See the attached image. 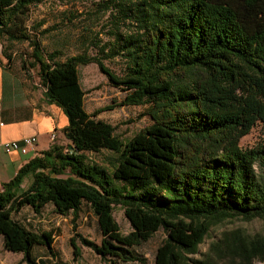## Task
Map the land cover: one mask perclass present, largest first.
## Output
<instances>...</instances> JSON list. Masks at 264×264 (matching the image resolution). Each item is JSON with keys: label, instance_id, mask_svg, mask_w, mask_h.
I'll use <instances>...</instances> for the list:
<instances>
[{"label": "trees", "instance_id": "16d2710c", "mask_svg": "<svg viewBox=\"0 0 264 264\" xmlns=\"http://www.w3.org/2000/svg\"><path fill=\"white\" fill-rule=\"evenodd\" d=\"M43 1L0 0L2 54L10 62L6 43L27 42L21 68L36 69L45 97L66 115L67 143L53 142L1 184L3 249L37 264L33 249L44 247L54 264H67L57 259L51 229L30 228L14 215L23 208L40 215L48 206L75 220L86 207L100 240L77 237L107 264L143 260L134 247L158 230L165 236L155 264L264 261V237L240 229L223 231L193 257L216 223L264 218V145L239 144L257 120L264 123V0H99L111 39L97 54L63 60L56 50L45 54L27 25L31 7ZM114 57L124 60L121 74L103 62ZM88 63L125 91L118 105H145L151 123L123 140L96 117L99 110L88 112L78 74ZM102 149L112 152L105 163L91 156Z\"/></svg>", "mask_w": 264, "mask_h": 264}, {"label": "rangeland", "instance_id": "374dc122", "mask_svg": "<svg viewBox=\"0 0 264 264\" xmlns=\"http://www.w3.org/2000/svg\"><path fill=\"white\" fill-rule=\"evenodd\" d=\"M99 0H45L32 6L27 25L40 40V46L45 54L58 51V59L63 60L66 56L77 54L86 50L89 54H97L101 44L110 40L109 12H100ZM11 54L10 62L6 65L17 63L21 66L24 58L27 59L30 51L27 42L6 43ZM1 51L2 42L0 40ZM103 62L115 73L121 74L125 66L120 57L103 59ZM30 75L37 77L36 69H29ZM27 75V71L25 72ZM80 84L85 90L84 105L88 112L99 110L96 117L101 118L114 126L115 134L121 139L130 138L139 129L149 125L151 119L142 114L145 105H118L125 91L109 84L106 76L98 69L95 63L78 66ZM111 106V108H107ZM241 148L246 149L264 145V123L257 120L250 131L239 140ZM112 152L102 149L91 156L100 163H105L104 158ZM256 170L258 166H256ZM113 215L122 232L130 229L128 220L119 205L114 206ZM14 217L21 219L30 228L52 230L55 234L53 248L57 259L67 264H107L89 247L80 241L77 234L99 242L100 233L96 224L95 216L86 207L82 208L78 217L72 220L71 216H59L49 207L43 210V215L38 221L30 210L22 209ZM240 229L249 236L264 237V218L244 220L234 218L224 220L211 226L208 234L198 246V252L193 257H200L206 252L211 241L218 239L226 230ZM162 230L156 231L147 241L134 247V251L143 260L121 261L113 258V264H155L154 253L156 247L164 238ZM75 238L78 255L74 256V248L71 239ZM33 255L37 264H54L55 257H51L44 247H35ZM0 264H27L22 258V253L11 252L3 249L0 239ZM252 264H264V261L254 260Z\"/></svg>", "mask_w": 264, "mask_h": 264}, {"label": "crops", "instance_id": "0c3cea01", "mask_svg": "<svg viewBox=\"0 0 264 264\" xmlns=\"http://www.w3.org/2000/svg\"><path fill=\"white\" fill-rule=\"evenodd\" d=\"M25 72L17 63L6 65L0 45V137L11 140L37 136L35 147L26 154L0 152V190L3 182L9 181L22 165L53 142L67 143L62 132L68 122L66 115L59 106L47 100L38 77L30 75L29 70L28 75ZM27 181L25 178L24 182ZM41 215L43 212L33 215L36 219L32 220L38 221Z\"/></svg>", "mask_w": 264, "mask_h": 264}, {"label": "built area", "instance_id": "2783aa9c", "mask_svg": "<svg viewBox=\"0 0 264 264\" xmlns=\"http://www.w3.org/2000/svg\"><path fill=\"white\" fill-rule=\"evenodd\" d=\"M0 124H2V122H0ZM36 143V135H27L11 140L2 139L0 137V152L26 154L35 147Z\"/></svg>", "mask_w": 264, "mask_h": 264}]
</instances>
